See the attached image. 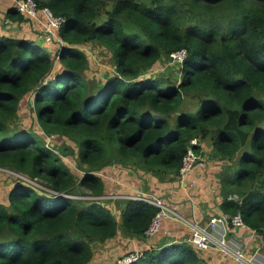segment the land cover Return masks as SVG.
<instances>
[{
    "label": "trees",
    "instance_id": "16d2710c",
    "mask_svg": "<svg viewBox=\"0 0 264 264\" xmlns=\"http://www.w3.org/2000/svg\"><path fill=\"white\" fill-rule=\"evenodd\" d=\"M33 1L66 20L57 31L66 46L54 71L48 45L56 44L0 36V170L21 175L8 205L0 202V264H89L98 244L143 240L158 208L98 202L107 195L100 172L120 167L167 182L189 147L205 153L193 139L238 158L218 180L220 210L263 238L264 0ZM5 18L31 20L14 6ZM93 42L112 57L114 73L102 79L87 74L82 46ZM180 51L186 57L172 60ZM163 59L178 63L179 80L140 79ZM26 98L42 134L10 126ZM54 136L68 143L53 146ZM155 243L132 264L205 263L188 240Z\"/></svg>",
    "mask_w": 264,
    "mask_h": 264
},
{
    "label": "rangeland",
    "instance_id": "374dc122",
    "mask_svg": "<svg viewBox=\"0 0 264 264\" xmlns=\"http://www.w3.org/2000/svg\"><path fill=\"white\" fill-rule=\"evenodd\" d=\"M15 5V3H14ZM13 5V6H14ZM13 24H18L20 25V27L22 28L25 25H28V27L34 32L36 33V38L37 41L40 40L39 37V33L41 32V36H42V26L38 21L35 20H30L27 22H22V23H15L12 21ZM35 24V28L37 29H32L34 28ZM38 30V31H36ZM43 37H41V40ZM66 46V44H64V47ZM63 47V46H62ZM62 47H57L56 45H52L51 48L52 49V55L54 57V71H56L57 69H59L60 66V61L57 58V54H58V50H62L60 48ZM82 48L84 49L85 53L87 54V58H88V71L87 74L89 75V77L95 78V79H102L103 77H105L107 74H113L114 73V67L112 64V57L107 53L105 47L102 44H95V42L87 44L82 46ZM82 49V50H83ZM157 76H163V77H168L172 80H174L176 82V80H179L180 76H179V66L177 62H169L166 59L161 60L160 62L155 63L150 69H148L147 71L144 72V74L140 77V79H145V78H151V77H157ZM28 99L26 98L23 102L22 105L19 108V113L18 116L13 119L10 123V126H17V125H21L25 128H31V129H37L38 131L41 132V129L39 127V125L37 124L36 117L35 115H33L32 112V105H30L29 103L27 104ZM188 103V102H187ZM188 106H191V102H189L187 104ZM42 134V132H41ZM55 137V136H54ZM50 137L49 139L51 140V144L54 146H61L64 142L68 143V140L66 141H62L60 138L58 137ZM47 139V138H46ZM196 143H198L197 146H200L201 148H203L205 150V153H203L201 157H203L205 159V163L203 167L200 168H196L195 170H200L205 168V166L207 165H212L211 168H213L214 171L212 172V176H213V184L211 186H213L215 183H218L219 178L222 176L223 173L228 172H232L233 170H235V166L233 163L238 161V158H234L231 160H227L225 158H222L219 155H216V153L212 150V148L209 145V142H203L200 141L198 139H195ZM215 154V155H213ZM64 161L71 167L73 168L78 174L79 176H83V172L79 171L76 168L75 165V160L68 156V157H64ZM194 171V170H193ZM210 171V170H209ZM191 173V172H190ZM151 175V174H150ZM188 175V173L183 176V179L179 180L180 182L186 184L187 186H191L193 187V181H189L185 180L186 176ZM218 175V176H217ZM21 176V175H19ZM19 176L14 174L11 171H1L0 170V202L1 203H5L6 205H8L9 200V194L11 193V191L14 189L15 185H17V183H19V181H17L19 179ZM100 176L103 177L104 181H105V191L107 195H104L103 197L99 198V200L103 203L106 204L108 203L110 200H116V199H110L109 201H104L103 198H106V196H111V195H120L122 196L119 192H117V190H123L125 192V194L123 196H132V195H136L138 193H144V191H141L140 189H136L133 190L132 186L133 185H123L124 179L127 181L126 183H129V181H132V184L134 183H138V185L141 183V178L143 179V177L145 176L142 172H137L134 171L132 169H124V168H117V171L114 170V168H112L111 166H107L103 169L102 172H100ZM153 176V175H151ZM217 176V179L215 177ZM154 177V176H153ZM22 182L25 184H29L32 186H37L42 192H51L49 189H47L44 185V182H39V181H33L30 180L29 178H22ZM142 184V183H141ZM181 185V184H180ZM130 186V187H128ZM221 189V186L219 187ZM116 189V191L114 190ZM213 192L215 191V189H211ZM77 191H83V192H89L88 190H86L85 188H80L77 189ZM66 196H70V195H66ZM150 196L155 197L159 200L162 201V199L160 197H158L157 195L151 194ZM81 197L83 199L87 198V197H92V196H80L77 197L78 199H81ZM236 197V196H233ZM231 198V197H229ZM88 199V198H87ZM96 200V198H94ZM108 199V198H106ZM98 200V199H97ZM116 202V201H115ZM119 213H115V215L117 216ZM182 218L186 219L185 217H183L182 215H180ZM188 221H190L189 219H186ZM171 235H174L173 233H170V235L168 233H164V236L168 239H170ZM155 237H153V239L151 240V244L153 243ZM145 239H147L146 237H144L143 240L138 241L134 238L132 239H128L122 236H117L115 238H113L112 240H109L108 242L101 244L98 246L94 247V257L91 263L89 264H118L119 261L125 257L128 254L131 253H135V252H139V253H143L146 249L149 248V246H145L143 244H145ZM209 264V263H208Z\"/></svg>",
    "mask_w": 264,
    "mask_h": 264
},
{
    "label": "crops",
    "instance_id": "0c3cea01",
    "mask_svg": "<svg viewBox=\"0 0 264 264\" xmlns=\"http://www.w3.org/2000/svg\"><path fill=\"white\" fill-rule=\"evenodd\" d=\"M14 0H0V36H9L15 38H28L36 40V33H34L28 25L22 28L18 24H13L12 20L7 23L5 18V12L11 8ZM15 7V5H14ZM34 29L35 24L33 25ZM38 31V30H36ZM39 33L40 40L37 42L40 44H52L41 40V32ZM52 47V45H48ZM215 155V154H213ZM212 165H206L205 168L200 170H194L189 173L185 180L193 181V187L187 186L186 184L180 182L179 177L167 180V182H161L156 177L151 176L149 173L145 174L143 179L141 178V183L132 184V181L126 183L124 179L123 185H133V190L140 189L149 194L157 195L162 199V201L170 207L173 211L182 215L189 220H197L202 228L210 231L209 221L213 216L223 214L220 210V200L222 198V190L219 188L220 184L215 183L213 186V176L211 175L214 171L211 168ZM117 171V168L111 166ZM210 170V171H209ZM218 176V175H217ZM217 176L215 177L217 179ZM181 184V185H180ZM130 187V186H128ZM211 189H215L213 192ZM116 191V189H114ZM121 195H124L123 190H117ZM171 231L174 235L170 239L164 237V231ZM222 232V230H221ZM161 235L158 239L157 237ZM191 235L190 229L184 225L176 222L174 220L164 219L159 233L155 236L153 243H158L160 239L164 243L170 241H185L189 240ZM145 239V246L151 245V240ZM226 242L234 243L238 246V249L243 252L247 257H252L255 255L260 261V264H264V237L256 235L255 232L250 230L248 227H230L227 229L225 235ZM155 243V244H156ZM202 259L205 263L209 264H239L234 261V259L228 255H225L217 248H210L207 251H201Z\"/></svg>",
    "mask_w": 264,
    "mask_h": 264
},
{
    "label": "built area",
    "instance_id": "2783aa9c",
    "mask_svg": "<svg viewBox=\"0 0 264 264\" xmlns=\"http://www.w3.org/2000/svg\"><path fill=\"white\" fill-rule=\"evenodd\" d=\"M13 3H15V8L21 14L27 16L31 20L38 21L41 24V37H43V41L54 43L57 47H64L65 43L59 38L57 32L65 24L66 20L64 18L54 16L48 8H43L40 12L33 0H14ZM6 22L10 23V20L8 19L6 20ZM185 57V51H180L171 55V59L175 61H182ZM190 144L191 146L198 145L195 139L191 140ZM201 156L203 155L200 153H196L194 150H192L191 147H189L186 154L183 156L182 166L180 168L178 177L180 179H183V176H185L187 173L189 174L196 168L203 167L205 159ZM150 195L151 194L144 192L132 196L111 195L106 196V198H126L149 203L157 207L158 212L152 219L149 228L145 232V237L148 239L155 237L159 233L164 219L174 220L176 222H179L180 224L186 225L190 229L191 236L189 237L188 241H190L198 250L207 251L210 248L214 247L219 249L225 255L232 257L234 261L239 264H260V261L257 258L255 259V255L252 257H247L243 254L242 251L238 249V246L236 244L226 242L225 235L228 226H245L240 214L234 215L230 219V221L223 214L213 216L209 221L210 231H207L205 228H202L200 226L197 220L188 221L182 218L178 213L168 207L163 201ZM233 198L236 199V197ZM97 199L98 198H96V200ZM98 202L101 201L98 199ZM164 233H168L170 235V233L172 232L165 230ZM170 237H172V235ZM141 256L142 253L139 252L128 254L123 257L118 264L135 263L141 258Z\"/></svg>",
    "mask_w": 264,
    "mask_h": 264
}]
</instances>
